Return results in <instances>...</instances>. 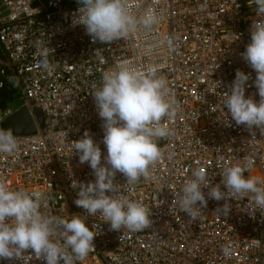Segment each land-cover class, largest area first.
Segmentation results:
<instances>
[{
  "label": "built area",
  "instance_id": "1",
  "mask_svg": "<svg viewBox=\"0 0 264 264\" xmlns=\"http://www.w3.org/2000/svg\"><path fill=\"white\" fill-rule=\"evenodd\" d=\"M131 3L135 16L152 11L158 24L104 44L93 42L83 25L73 26L80 15L78 0H0V94L9 85L18 89L24 106L32 113L41 110L45 118L36 134L15 135L16 153H0V180L11 190L41 192L46 215H82L90 228L96 225L95 249L75 264H264V210L255 206L251 194L209 199L195 220L180 207L182 187L197 167L207 170V183L215 186L225 167L242 165L248 157L254 166L245 176L264 180V133L237 125L223 108L224 92L230 93L238 69L251 77L246 97L260 101L257 74L242 53L251 42L253 21L264 15L257 12L255 0ZM37 45L48 48V70L40 64ZM125 60L139 69L158 66L178 106L173 120L161 121L171 134L157 141L164 155L151 169V178L134 185H127L123 174L115 178L123 195L152 212V225L139 232L113 231L100 213L88 216L75 204L79 188L72 187L73 180H95L89 164H81L74 153L73 141L87 131L102 157L107 155L91 93L104 72ZM221 190L226 191L223 184ZM208 191L204 188L206 198ZM226 203L231 211L224 216L220 209ZM54 239L63 242L59 235ZM228 245L232 254L225 257L222 248ZM0 264L46 261L27 250L20 260Z\"/></svg>",
  "mask_w": 264,
  "mask_h": 264
},
{
  "label": "clouds",
  "instance_id": "2",
  "mask_svg": "<svg viewBox=\"0 0 264 264\" xmlns=\"http://www.w3.org/2000/svg\"><path fill=\"white\" fill-rule=\"evenodd\" d=\"M78 3L80 15L73 20V26L83 25L93 42L110 44L140 29L151 30L159 22L152 11L139 18L135 16L131 0H78ZM255 5L257 12L264 15V0H255ZM37 47L41 66L50 69L48 48ZM242 56L257 74L254 84L260 101L246 97V84L251 77L238 69L230 93L224 92L223 108L237 125L249 130L259 128L264 133V19L253 21L251 42ZM158 72V66L139 69L127 60L119 62L115 70L104 72L102 83L93 85L91 94L103 122L107 155L102 157L99 144L87 131L72 144L80 163L87 162L95 176V180L88 183L73 180L72 187L79 188L75 204L88 216L100 213L113 231L139 232L152 225V212L143 203L123 195L115 178L118 173L123 174L127 185H134L141 178L149 180L151 169L163 158L157 141L167 138L171 129L161 121L173 120L178 106L170 98L167 79ZM18 149L13 130L0 129V153L14 154ZM253 166L254 160L244 157L242 165L225 167L220 175L226 191L221 190V184L207 183L204 167L195 168L182 187L181 211L195 220L207 207L209 199L220 201L249 194L255 206L264 210V180L245 176ZM204 188H209L207 198ZM41 201V192L11 190L0 180V260H20L31 250L46 264L83 261L95 249L98 232L93 229L96 225L90 228L82 215L69 219L46 215L41 211ZM220 210L227 216L231 207L226 203ZM57 235L63 242L54 239ZM222 252L230 257L231 245L223 247Z\"/></svg>",
  "mask_w": 264,
  "mask_h": 264
},
{
  "label": "water",
  "instance_id": "3",
  "mask_svg": "<svg viewBox=\"0 0 264 264\" xmlns=\"http://www.w3.org/2000/svg\"><path fill=\"white\" fill-rule=\"evenodd\" d=\"M45 118L41 110L33 113L28 107L23 106L0 122V129H12L14 135L27 136L36 134L38 128H44Z\"/></svg>",
  "mask_w": 264,
  "mask_h": 264
},
{
  "label": "rangeland",
  "instance_id": "4",
  "mask_svg": "<svg viewBox=\"0 0 264 264\" xmlns=\"http://www.w3.org/2000/svg\"><path fill=\"white\" fill-rule=\"evenodd\" d=\"M24 99L21 97L20 91L16 88H8L0 97V103L4 104L1 108L0 105V118L4 119L11 113L24 106ZM10 113V114H9Z\"/></svg>",
  "mask_w": 264,
  "mask_h": 264
},
{
  "label": "trees",
  "instance_id": "5",
  "mask_svg": "<svg viewBox=\"0 0 264 264\" xmlns=\"http://www.w3.org/2000/svg\"><path fill=\"white\" fill-rule=\"evenodd\" d=\"M4 92H5V91H3V92L0 94V97L4 94ZM0 105H1V108L4 107V104L0 103Z\"/></svg>",
  "mask_w": 264,
  "mask_h": 264
},
{
  "label": "crops",
  "instance_id": "6",
  "mask_svg": "<svg viewBox=\"0 0 264 264\" xmlns=\"http://www.w3.org/2000/svg\"><path fill=\"white\" fill-rule=\"evenodd\" d=\"M0 57H2L1 51H0ZM7 79V78H6ZM8 81V80H7ZM8 88H10V85L8 86ZM10 114V113H9Z\"/></svg>",
  "mask_w": 264,
  "mask_h": 264
}]
</instances>
